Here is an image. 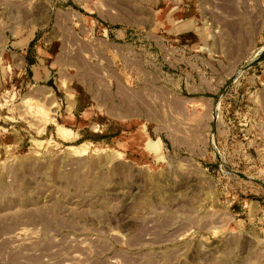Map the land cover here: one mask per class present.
Listing matches in <instances>:
<instances>
[{"label":"rangeland","instance_id":"obj_1","mask_svg":"<svg viewBox=\"0 0 264 264\" xmlns=\"http://www.w3.org/2000/svg\"><path fill=\"white\" fill-rule=\"evenodd\" d=\"M101 1L0 0V264H264V0L251 44L254 29L222 24L230 0H209L214 59L195 65L177 38L163 52L162 28L130 20L124 0L140 64L137 78L123 69V93L103 74L118 115L89 100L85 69L64 73L65 94L12 53L67 28L57 13H110ZM249 47L261 53L233 67Z\"/></svg>","mask_w":264,"mask_h":264},{"label":"crops","instance_id":"obj_2","mask_svg":"<svg viewBox=\"0 0 264 264\" xmlns=\"http://www.w3.org/2000/svg\"><path fill=\"white\" fill-rule=\"evenodd\" d=\"M87 1L90 3L91 0H83V4ZM103 2L108 6L113 5L110 13L99 11L80 13L73 9L57 13V19H65L67 21V28L60 27L58 32H52L49 37H42L37 40L33 45L34 51L32 55L27 53L29 40L24 46L14 48L12 53L19 54L23 62L33 68V79L35 81L45 83L51 78H57L61 88L66 89L64 91L65 94L70 91L67 84L69 85L71 80L68 76H64V73H69L70 69L75 68L85 69L82 84L85 91H87L89 100L102 102V99L105 98L111 101L112 104L109 107L112 108L113 105L115 111L109 112V114L118 115L121 114L124 97L122 94L115 96L110 94L105 97L102 95L103 86L108 85V81L102 79L103 74H105L106 69H114L113 83H118L119 92L123 93V77L125 76L123 69L129 72L132 79L133 77L137 78L135 68L140 64L138 62L139 52L136 50V40L133 38L134 24L131 23L127 24L125 28L122 27L123 16L118 7H121L120 5L124 3V0L101 1V3ZM125 2L132 7L130 20L141 19L142 21H147L148 24L157 23L158 27L162 28L161 33L153 36L158 38L159 43L160 38L162 39L163 43L160 47L163 52L170 51L171 44L169 42H171L172 38H177L180 40L178 45L180 56L181 54L185 56L184 54L189 53V56L184 58V62L187 63L192 60L195 65V62L201 61L204 56L214 59L215 51L210 44L211 33L207 28L215 27L218 23H216L217 15L213 12L214 9L211 8L209 0H178L177 5L174 0H125ZM256 2L258 6L251 10V7H247L245 2L242 8L240 5L239 7L235 5V0H230L232 15L228 18H221L223 25L227 22H232L238 27L254 29L251 35L252 38L247 40L249 44L252 41L256 42L257 37H259L255 28L257 21L259 22L261 19L262 4L260 0H256ZM140 4L146 10L142 9L143 11L140 12ZM159 4L164 5L163 7L157 6ZM251 11L254 14V18L248 24L245 15L246 13L250 15ZM92 19L107 20L112 26L99 27L91 23ZM72 20L76 22L71 23ZM77 21L81 24L80 28H76L78 26ZM136 34L134 33V35ZM261 49L262 47L258 48L257 51H251L250 47L247 50L238 48V61L245 59V57L249 61L245 65L233 63L232 66L248 68L252 61L250 57L255 60L256 52L258 54L261 53ZM99 85H101L100 88H98ZM105 89L108 90L106 87ZM92 105L91 103L90 106L84 108V114L91 115L93 113ZM100 109H103L102 106H100ZM139 127L145 126L142 124Z\"/></svg>","mask_w":264,"mask_h":264},{"label":"bare ground","instance_id":"obj_3","mask_svg":"<svg viewBox=\"0 0 264 264\" xmlns=\"http://www.w3.org/2000/svg\"><path fill=\"white\" fill-rule=\"evenodd\" d=\"M58 131H59V133H64V134H69L70 133V131L69 130H66V129H58ZM70 135V134H69Z\"/></svg>","mask_w":264,"mask_h":264}]
</instances>
